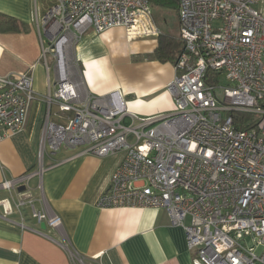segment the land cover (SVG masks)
Instances as JSON below:
<instances>
[{
  "label": "built area",
  "instance_id": "1",
  "mask_svg": "<svg viewBox=\"0 0 264 264\" xmlns=\"http://www.w3.org/2000/svg\"><path fill=\"white\" fill-rule=\"evenodd\" d=\"M48 1L36 23L41 61L48 73L52 60L56 89L45 98L40 165L0 190L14 193L19 212L27 206L37 225L59 233L62 248L82 264L43 197L34 207L29 182L41 178L45 152L121 153L97 207L163 209L170 225L183 229L192 264H264V0H175L183 51L167 88L174 107L149 118L129 113L119 92L91 94L74 54L88 30L158 38L148 0ZM33 68L0 79V142L25 127L36 98ZM222 75L225 87L218 86ZM53 107L71 116L56 123ZM18 225L27 228L23 215Z\"/></svg>",
  "mask_w": 264,
  "mask_h": 264
},
{
  "label": "crops",
  "instance_id": "2",
  "mask_svg": "<svg viewBox=\"0 0 264 264\" xmlns=\"http://www.w3.org/2000/svg\"><path fill=\"white\" fill-rule=\"evenodd\" d=\"M149 4L160 35L179 41L176 1L149 0ZM49 6L48 0H0V79L34 66L36 93L24 129L0 142V184L36 171L40 165L45 98L54 93L56 82L52 60L48 59V73L41 61L36 19H41ZM11 19L21 25L20 31H2V25ZM157 40H128L122 28L100 35L88 30L74 51L86 89L96 96L119 92L129 113L139 118L172 111L174 103L167 88L176 69L172 62L154 58ZM70 116L51 108L50 119L56 123L62 124ZM83 150L45 152L41 178L29 182L34 207L40 208L43 197L60 218L62 233L82 264H192L183 229L172 227L163 209L96 206L123 154L97 158L82 154ZM16 199L14 193L0 190V264H79L62 248L59 233L37 225L27 206L19 212L14 206ZM20 214L28 229L18 225ZM31 229L44 231L46 237Z\"/></svg>",
  "mask_w": 264,
  "mask_h": 264
},
{
  "label": "trees",
  "instance_id": "3",
  "mask_svg": "<svg viewBox=\"0 0 264 264\" xmlns=\"http://www.w3.org/2000/svg\"><path fill=\"white\" fill-rule=\"evenodd\" d=\"M149 2V0H148ZM21 25H19L16 21H13L12 19L8 22H5L4 25H2V31L8 32V31H20ZM157 48L154 51V58L160 62H172L174 66L177 63L178 56L183 51V47L181 45L180 39L179 41L170 39L168 37L160 35L157 38ZM213 77L215 75L209 74L206 77V82L210 83L213 82ZM243 129H250L251 126H243Z\"/></svg>",
  "mask_w": 264,
  "mask_h": 264
},
{
  "label": "rangeland",
  "instance_id": "4",
  "mask_svg": "<svg viewBox=\"0 0 264 264\" xmlns=\"http://www.w3.org/2000/svg\"><path fill=\"white\" fill-rule=\"evenodd\" d=\"M157 19V18H156ZM160 21V19H158V22ZM162 26V25H161ZM155 39V38H154ZM219 87H225L226 85H228V81L225 79V77L222 75L220 76V79H219ZM220 92L221 91H217V94L220 95ZM96 96V95H95ZM53 110V109H52ZM255 118V117H254ZM250 244V243H249Z\"/></svg>",
  "mask_w": 264,
  "mask_h": 264
},
{
  "label": "water",
  "instance_id": "5",
  "mask_svg": "<svg viewBox=\"0 0 264 264\" xmlns=\"http://www.w3.org/2000/svg\"><path fill=\"white\" fill-rule=\"evenodd\" d=\"M22 190H23V189H22V188H20V189H19V192H21ZM41 228H42V229H45V225H44V224H42V225H41Z\"/></svg>",
  "mask_w": 264,
  "mask_h": 264
}]
</instances>
